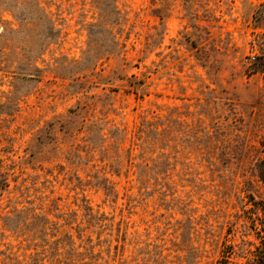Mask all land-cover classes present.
<instances>
[{"label":"rangeland","instance_id":"1","mask_svg":"<svg viewBox=\"0 0 264 264\" xmlns=\"http://www.w3.org/2000/svg\"><path fill=\"white\" fill-rule=\"evenodd\" d=\"M264 218V0H0V264H243Z\"/></svg>","mask_w":264,"mask_h":264},{"label":"trees","instance_id":"2","mask_svg":"<svg viewBox=\"0 0 264 264\" xmlns=\"http://www.w3.org/2000/svg\"><path fill=\"white\" fill-rule=\"evenodd\" d=\"M257 232L260 235V241L257 245H255V249L251 251V256L243 264H264V218L262 219L261 230H258ZM232 254L233 247L228 246L222 259L219 260V264H229Z\"/></svg>","mask_w":264,"mask_h":264}]
</instances>
